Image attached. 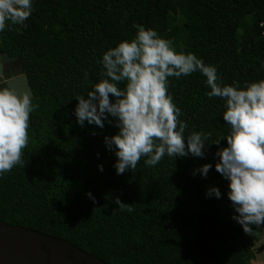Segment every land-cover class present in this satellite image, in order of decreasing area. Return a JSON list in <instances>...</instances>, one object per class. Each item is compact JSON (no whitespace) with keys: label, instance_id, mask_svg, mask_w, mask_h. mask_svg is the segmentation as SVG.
<instances>
[{"label":"trees","instance_id":"trees-1","mask_svg":"<svg viewBox=\"0 0 264 264\" xmlns=\"http://www.w3.org/2000/svg\"><path fill=\"white\" fill-rule=\"evenodd\" d=\"M25 25L0 32V53L18 56L33 103L25 167L0 176V222L66 240L109 264H252L260 237L251 235L206 193L204 176L227 146L225 101L210 98L199 71L168 78V93L191 132L210 134L205 156L169 157L156 166L141 158L118 175L105 137L115 118L81 127L77 95L99 82L103 53L137 32L134 24L171 40L215 66L225 85L264 79V0H32ZM88 79H85V74ZM91 81V83H90ZM119 87H125L121 83ZM115 100V97H111ZM93 133H96L93 135ZM98 165H103L100 171ZM91 193L95 202L87 194ZM119 197L131 204L122 211Z\"/></svg>","mask_w":264,"mask_h":264},{"label":"clouds","instance_id":"clouds-1","mask_svg":"<svg viewBox=\"0 0 264 264\" xmlns=\"http://www.w3.org/2000/svg\"><path fill=\"white\" fill-rule=\"evenodd\" d=\"M33 11L32 0H0V32L12 25H25ZM135 37L124 40L103 53L99 82L87 95H77L75 116L81 127L94 124L104 128L115 118L119 131L105 137L109 150L115 152L117 174L136 169L141 158L156 166L165 155L169 157L205 156V141L210 134L191 132L185 138L187 123L180 120L181 109L168 93V78L188 76L199 71L211 89L206 94L225 101L224 121L230 125L227 146L216 152V170L229 181L228 198L238 215L232 218L242 225L246 234L252 225H264V79L225 85L215 66L206 65L194 53L177 51L171 40L134 24ZM88 79V74H85ZM91 83V81H90ZM125 84L121 88L119 85ZM115 97V100L111 99ZM28 92L18 95L11 87L0 88V176L17 165L25 167L23 150L28 146L31 113L39 107ZM96 133H93L95 135ZM103 171V165H98ZM211 164L194 171L207 176ZM95 202L89 192L87 194ZM219 199L221 192L212 187L206 193ZM122 211L132 212L131 204L115 198Z\"/></svg>","mask_w":264,"mask_h":264},{"label":"water","instance_id":"water-1","mask_svg":"<svg viewBox=\"0 0 264 264\" xmlns=\"http://www.w3.org/2000/svg\"><path fill=\"white\" fill-rule=\"evenodd\" d=\"M5 65L11 66L5 77ZM11 87L18 95L31 85L18 56L0 53V88ZM0 264H109L76 245L18 225L0 222Z\"/></svg>","mask_w":264,"mask_h":264},{"label":"rangeland","instance_id":"rangeland-1","mask_svg":"<svg viewBox=\"0 0 264 264\" xmlns=\"http://www.w3.org/2000/svg\"><path fill=\"white\" fill-rule=\"evenodd\" d=\"M5 77H10V70L13 71L11 66L5 65ZM217 162V161H216ZM216 165V164H215ZM214 165V166H215ZM216 168V167H215ZM202 184L205 187H218L221 192V210L225 217L229 216L230 214H236L238 215L234 208L232 207V202L228 198V184L229 181L226 180L218 171L212 170L210 173L207 174L206 177H204L202 180ZM253 230L257 233V235L260 237V240L257 244V261H259V264H261L262 261H264V225H261L259 227L252 225Z\"/></svg>","mask_w":264,"mask_h":264},{"label":"crops","instance_id":"crops-1","mask_svg":"<svg viewBox=\"0 0 264 264\" xmlns=\"http://www.w3.org/2000/svg\"><path fill=\"white\" fill-rule=\"evenodd\" d=\"M263 263H264V261L261 262V264H263ZM252 264H259V261H257V259H256V260L252 261Z\"/></svg>","mask_w":264,"mask_h":264},{"label":"built area","instance_id":"built-area-1","mask_svg":"<svg viewBox=\"0 0 264 264\" xmlns=\"http://www.w3.org/2000/svg\"><path fill=\"white\" fill-rule=\"evenodd\" d=\"M264 264V263H263Z\"/></svg>","mask_w":264,"mask_h":264}]
</instances>
